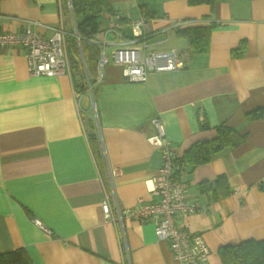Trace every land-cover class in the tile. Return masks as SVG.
I'll use <instances>...</instances> for the list:
<instances>
[{
	"label": "crops",
	"instance_id": "obj_1",
	"mask_svg": "<svg viewBox=\"0 0 264 264\" xmlns=\"http://www.w3.org/2000/svg\"><path fill=\"white\" fill-rule=\"evenodd\" d=\"M141 15L145 52L174 51L183 68L140 82L109 62L90 96L79 74L31 76L24 50L0 51V254L23 249L33 264H178L151 219L121 229L101 210L106 196L112 208L156 201L162 157L148 142L156 119L178 157L222 125L243 137L180 175L187 202L201 210L175 223L202 236L209 264H221L222 246L264 240V0H105L95 37L112 21L130 37ZM26 21L43 37L60 24L74 33L68 0H0L1 32H21ZM190 26L212 27L207 53H191L176 35ZM87 74L98 77L95 68ZM220 176L226 186L214 183Z\"/></svg>",
	"mask_w": 264,
	"mask_h": 264
},
{
	"label": "built area",
	"instance_id": "obj_2",
	"mask_svg": "<svg viewBox=\"0 0 264 264\" xmlns=\"http://www.w3.org/2000/svg\"><path fill=\"white\" fill-rule=\"evenodd\" d=\"M146 17L141 15L130 23L131 36L123 37L122 24L112 21L104 30L102 38L95 37L92 43L99 46L100 56L97 61V79L92 80L86 70L83 57H80L85 73L87 93L92 96L94 86L100 80L103 67L109 62L122 69V75L129 81L145 82L150 73L172 72L183 68L184 63L174 51L146 53L143 26ZM183 22H177L179 27ZM36 23L24 22L21 32L0 31V51L22 49L27 61V70L31 76H61L70 75L69 58L67 54V32L62 24L49 27L51 34L43 37L34 31ZM112 35L113 42H107L105 37ZM73 36L76 38L81 52L79 37L74 25ZM113 49L108 55V50ZM78 96V95H76ZM158 133L148 138V142L159 148L162 163L153 177L152 194L157 198L151 203L139 202L132 208H121L117 204L110 207L108 197L101 203L104 218L122 229L125 220L144 222L151 219L154 222V232L159 241L166 242L173 258L178 264H209L210 250L200 235L181 231L176 223L177 214H193L201 210L197 204L186 200V185L177 176L180 166L177 163L176 149L165 138L159 120H154ZM123 231V230H122Z\"/></svg>",
	"mask_w": 264,
	"mask_h": 264
},
{
	"label": "trees",
	"instance_id": "obj_3",
	"mask_svg": "<svg viewBox=\"0 0 264 264\" xmlns=\"http://www.w3.org/2000/svg\"><path fill=\"white\" fill-rule=\"evenodd\" d=\"M70 11L72 12L75 28L79 37L81 52L78 48L76 38L72 35L66 37L67 54L70 65V75L76 74L83 78L82 91L87 92L85 74L82 73L83 67L80 66V57H83L86 70L96 69L97 61L100 56L99 46L92 43L91 40L100 32V15L105 8V0H68ZM215 0H187L190 6L210 5ZM143 7V6H142ZM147 14V13H146ZM145 16V15H144ZM146 17V16H145ZM211 26H190L178 28L176 35L188 42V49L191 53H207L210 47ZM243 45L231 51V55L239 57L242 55ZM82 65V64H81ZM81 85V84H80ZM253 118H260L263 113H253ZM243 137L238 136L234 130L220 126L216 128V136L209 142H196L181 157H178L177 163L180 168L177 176L180 177L184 167L195 168L198 165L210 161L211 157L226 149L236 147L241 143ZM214 183H220L226 186L225 177L220 176ZM201 186L202 191H205ZM215 189V188H214ZM217 189V188H216ZM213 192V187L208 183V191ZM227 192V191H226ZM215 193V192H214ZM218 255L221 264H264V240L254 241L245 240L234 245H225L219 248ZM0 264H33L28 254L23 249H16L10 252L0 254Z\"/></svg>",
	"mask_w": 264,
	"mask_h": 264
},
{
	"label": "rangeland",
	"instance_id": "obj_4",
	"mask_svg": "<svg viewBox=\"0 0 264 264\" xmlns=\"http://www.w3.org/2000/svg\"><path fill=\"white\" fill-rule=\"evenodd\" d=\"M153 1V0H152ZM154 1H158V0H154ZM104 26V24H103V21H102V19H100V28L101 27H103ZM66 32H67V29H66ZM68 33V32H67ZM69 34V33H68ZM67 37H68V35H67ZM113 49H109L108 50V55H110L111 54V51H112Z\"/></svg>",
	"mask_w": 264,
	"mask_h": 264
},
{
	"label": "water",
	"instance_id": "obj_5",
	"mask_svg": "<svg viewBox=\"0 0 264 264\" xmlns=\"http://www.w3.org/2000/svg\"><path fill=\"white\" fill-rule=\"evenodd\" d=\"M72 13V12H71Z\"/></svg>",
	"mask_w": 264,
	"mask_h": 264
}]
</instances>
